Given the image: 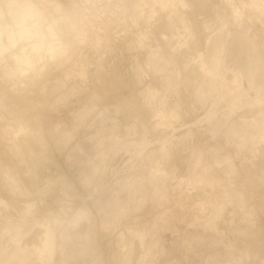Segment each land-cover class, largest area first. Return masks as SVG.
<instances>
[{
	"label": "rangeland",
	"instance_id": "1",
	"mask_svg": "<svg viewBox=\"0 0 264 264\" xmlns=\"http://www.w3.org/2000/svg\"><path fill=\"white\" fill-rule=\"evenodd\" d=\"M49 1L0 56V264H264V0Z\"/></svg>",
	"mask_w": 264,
	"mask_h": 264
},
{
	"label": "bare ground",
	"instance_id": "2",
	"mask_svg": "<svg viewBox=\"0 0 264 264\" xmlns=\"http://www.w3.org/2000/svg\"><path fill=\"white\" fill-rule=\"evenodd\" d=\"M11 1V0H10ZM20 1V2H19ZM18 2L17 1H14L13 2V0H12V2L13 3H11L10 5H14V6H20V7H13V6H10V9L11 8H13V10H11L8 14L10 15V19L11 20H14L13 18L15 17V23L16 24H13L14 25V27L15 26H17L18 27V29H17V31L15 30V32L12 30V31H8L7 32V30L5 29L6 27H4V29L2 30V29H0V56H1V54H2V52H4V51H8L10 48H12V47H14L16 44H17V42L18 41H20V40H29L30 42L33 40V39H35V43H33V41H32V43L33 44H31L29 41V43H30V45L32 46V50H33V52H37V51H39L40 52V49L42 48V46L43 45H45L46 43H42L41 41H43L45 38H48L46 35L48 34L49 36H50V38H52V37H55L56 38V29H55V25L58 23V21H60L59 20V18H57V19H54L53 20V17L51 18L50 17V19H51V24H50V22L48 23V25H45L48 21H49V18H47L48 20L46 21V23L44 24L45 26H47V27H44L43 26V22L46 20L45 18H44V15L47 13L46 11L49 9H47L46 10V8H47V6L49 7H51L52 8V6H53V10L50 8V10L52 11V13H53V11L55 12L54 14H57L58 12H59V9H60V7H59V5H57V4H55V2L53 3L52 1H49V0H41V2H39V3H44V4H42L43 6V9H42V11L45 9V14H42V13H44V12H40V10L38 9L40 6H41V4H39V3H36V2H33V0H19ZM37 1V0H36ZM40 1V0H39ZM10 3V2H9ZM36 3V4H35ZM37 4H39L40 6H36ZM45 4H47L45 7L46 8H44V5ZM8 5V4H7ZM50 11V12H51ZM61 11V10H60ZM1 12H2V10H1ZM0 12V16H1V13ZM57 12V13H56ZM63 12V11H62ZM61 12H59V14H60ZM13 14V15H12ZM9 15H8V17H9ZM50 15H51V13H50ZM53 15V14H52ZM51 15V16H52ZM58 15V14H57ZM56 15V16H57ZM62 15H64L63 13H62ZM66 15V14H65ZM14 16V17H13ZM45 16H47V15H45ZM2 17V16H1ZM0 17V18H1ZM13 17V18H12ZM49 17V16H48ZM60 17V16H59ZM64 17H66V16H64ZM55 18V17H54ZM62 18H63V16H62ZM68 17H66V19H67ZM65 19V20H66ZM63 19H61V21H62ZM13 22V21H12ZM27 22H31V25H27L26 23ZM63 22V21H62ZM59 25H61V24H59ZM10 26V25H9ZM58 26V25H57ZM0 27H2V26H0ZM7 27H8V25H7ZM42 27H44L45 29H44V31L46 32H44L42 29ZM11 28V27H10ZM16 29V28H15ZM58 29V28H57ZM59 30V29H58ZM57 30V31H58ZM7 32L6 34H4V36H5V41H6V46H4L3 44H2V37H3V33L4 32ZM58 32H60V31H58ZM59 34V33H58ZM60 34H61V32H60ZM59 34V35H60ZM46 36V37H45ZM45 37V38H44ZM60 37V36H59ZM38 42H37V41ZM46 41H47V39H45ZM50 40H52V39H50ZM62 41V40H61ZM51 42V41H50ZM65 43V42H64ZM56 45V44H55ZM67 45V44H66ZM52 45H47V51H48V53L47 54H50V57H52V56H54V52L56 51V49L55 48H52L51 47ZM59 46V45H58ZM57 46V47H58ZM62 46V45H61ZM61 46H60V48H61ZM64 47H65V45H64ZM217 47V45L215 46V48ZM66 48H68V47H66ZM218 48V47H217ZM63 49V48H62ZM43 50V49H42ZM44 50H45V48H44ZM46 51V50H45ZM45 51H43V52H45ZM46 51V52H47ZM39 52H37V53H39ZM45 52V53H46ZM59 52V51H58ZM217 52V51H216ZM215 52V53H216ZM41 53V52H40ZM56 53V52H55ZM215 53L212 51L211 52V54H210V56H209V60H208V62L209 63H212L214 60H215ZM15 54H18V53H15ZM20 54L21 53H19V55H14L15 56V58H16V62H19V64L20 63H22V65H24V64H26L27 66H29L30 65V60H29V58H27V57H25L24 58V56H20ZM42 54V53H41ZM46 54V55H47ZM51 54H53L52 56H51ZM22 55V54H21ZM44 55V54H43ZM218 55V54H217ZM40 56H42V55H40ZM42 57H44V56H42ZM55 57V56H54ZM53 57V58H54ZM216 61V60H215ZM25 66V65H24ZM30 130V129H29ZM28 129H24L23 127H22V129H21V135L23 136V139H22V145H23V147H26L27 149H31V143L29 142V138L30 137H32L33 138V140H35V142H37L36 144H40V143H43V141H42V137L40 136V137H38L37 138V135H36V137H34L31 133H30V131H29ZM19 133V134H20ZM32 140V139H31ZM40 147H42L43 148V146H42V144H40L39 145ZM45 219H44V221H46L47 220V218H46V216L44 217ZM46 224V223H45ZM234 259V258H233ZM237 260V259H236ZM237 261H239V260H237ZM232 262V261H231ZM236 263H238V262H236ZM233 264H235V263H233ZM238 264H240V263H238Z\"/></svg>",
	"mask_w": 264,
	"mask_h": 264
},
{
	"label": "clouds",
	"instance_id": "3",
	"mask_svg": "<svg viewBox=\"0 0 264 264\" xmlns=\"http://www.w3.org/2000/svg\"><path fill=\"white\" fill-rule=\"evenodd\" d=\"M14 7H20V6H14Z\"/></svg>",
	"mask_w": 264,
	"mask_h": 264
}]
</instances>
